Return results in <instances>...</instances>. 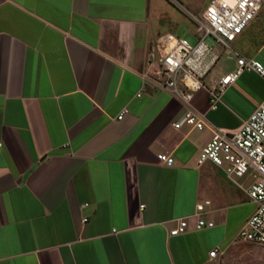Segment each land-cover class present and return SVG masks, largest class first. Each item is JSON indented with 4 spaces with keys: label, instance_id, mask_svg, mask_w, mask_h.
<instances>
[{
    "label": "crops",
    "instance_id": "0c3cea01",
    "mask_svg": "<svg viewBox=\"0 0 264 264\" xmlns=\"http://www.w3.org/2000/svg\"><path fill=\"white\" fill-rule=\"evenodd\" d=\"M192 3L0 0V264H264V247L237 237L256 208L251 181L198 167L211 130L174 129L181 104L149 79L150 45L176 36L175 7L203 12ZM232 50L264 67V4ZM218 52L227 63L204 77L210 88L236 70ZM263 103L251 72L215 111L206 91L192 100L230 131ZM198 205L213 228L195 230ZM183 218L188 231L171 237Z\"/></svg>",
    "mask_w": 264,
    "mask_h": 264
},
{
    "label": "built area",
    "instance_id": "2783aa9c",
    "mask_svg": "<svg viewBox=\"0 0 264 264\" xmlns=\"http://www.w3.org/2000/svg\"><path fill=\"white\" fill-rule=\"evenodd\" d=\"M175 2V0H171ZM263 0H210L203 12L197 16L188 14L194 25L196 44L184 38L163 35L156 39L149 49L148 66L152 75L149 79L160 90L167 91L181 104L177 120L172 124L179 130L183 125L197 131L209 128L210 141L199 152L196 165L201 167L209 162L221 169L226 177L238 184L249 179L246 194L255 204L253 214L244 222L237 237L241 241L264 247V103L259 105L242 125L230 131L214 127L205 114H200L192 106L194 95L200 91L208 94V109L215 111L222 105V96L244 72H251L264 80V67L255 59H246L232 50V44L255 20L263 7ZM211 40V44L208 42ZM221 47L226 54L235 58L236 70L222 77L216 86L207 87L204 77L219 61L221 55L216 48ZM127 114L123 110L117 117L121 120ZM160 162L173 166L171 156L161 155ZM88 205H82L86 208ZM143 208V207H141ZM204 206L198 205L192 216L196 218L195 230L211 229L213 222L201 218ZM82 224L88 219L84 217ZM188 218L178 220L169 235L176 237L188 231ZM217 251L209 253L215 257Z\"/></svg>",
    "mask_w": 264,
    "mask_h": 264
},
{
    "label": "rangeland",
    "instance_id": "374dc122",
    "mask_svg": "<svg viewBox=\"0 0 264 264\" xmlns=\"http://www.w3.org/2000/svg\"><path fill=\"white\" fill-rule=\"evenodd\" d=\"M209 2H210V0H199V1L196 0V3H192V4L194 5V8L196 10L201 11V9L206 7ZM187 8H188V10L192 9L190 7H187ZM171 9H173V8H171ZM173 11H174L175 16H176V21L174 23L175 25H177L176 36L179 38H185L187 41H189L190 44L195 45L196 44V43H194L195 39H194V37H192V35L190 33V31H193L192 27H194V25H193V22L191 21L189 15L186 12H184L182 9H179L177 7H175V10L173 9ZM192 14L199 16L201 13H192ZM208 42L211 44V40H208ZM218 50L223 51V49L221 47H217L216 51L218 52ZM218 53H220V52H218ZM222 55H223V53H222ZM219 61H220V59H219ZM226 63L227 62L225 60L217 62V65L213 66L212 71L210 73H212V75H213L216 71H218L219 68H221L223 65H226Z\"/></svg>",
    "mask_w": 264,
    "mask_h": 264
}]
</instances>
